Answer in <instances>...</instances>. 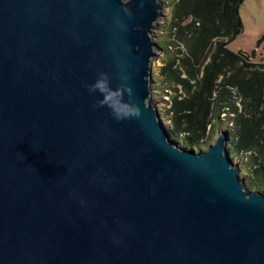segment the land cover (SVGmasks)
I'll list each match as a JSON object with an SVG mask.
<instances>
[{
    "label": "water",
    "instance_id": "95a60500",
    "mask_svg": "<svg viewBox=\"0 0 264 264\" xmlns=\"http://www.w3.org/2000/svg\"><path fill=\"white\" fill-rule=\"evenodd\" d=\"M163 0H0V264H264V192L154 97ZM101 74L139 117L90 92ZM131 89V91H128Z\"/></svg>",
    "mask_w": 264,
    "mask_h": 264
},
{
    "label": "trees",
    "instance_id": "16d2710c",
    "mask_svg": "<svg viewBox=\"0 0 264 264\" xmlns=\"http://www.w3.org/2000/svg\"><path fill=\"white\" fill-rule=\"evenodd\" d=\"M245 0H175L171 40L163 74L182 87L171 98L172 129L185 142L200 146L221 113L234 123V150L251 153L253 172H264V63L228 45L244 30L240 8ZM228 110V111H225ZM231 144V143H230ZM230 148V145H228Z\"/></svg>",
    "mask_w": 264,
    "mask_h": 264
},
{
    "label": "rangeland",
    "instance_id": "374dc122",
    "mask_svg": "<svg viewBox=\"0 0 264 264\" xmlns=\"http://www.w3.org/2000/svg\"><path fill=\"white\" fill-rule=\"evenodd\" d=\"M174 1L163 0V15L159 20L155 36L156 41L162 47V51H159V55L154 61L153 71L154 97L158 104L159 113L169 131L172 129L171 112L169 111L171 98L177 94L183 95L182 87L178 86V89L175 90V86L177 85L171 83L162 71V67L166 64L165 48L172 39L170 35V24ZM240 15L244 30L235 40L229 43L228 47L235 52L240 50L247 51L249 54L254 55L253 60L255 62L264 63V0H245L240 8ZM231 116L229 112L221 113L220 118L214 121L215 124L212 127H208L207 137L201 142L200 146L186 143L184 140L186 138L185 134L187 133H182L174 138L185 147L204 150L212 145L219 135L224 132L227 137V144L230 145L229 154L232 160L239 165V174L245 178L249 188L264 192V172L262 174L263 177H260L259 180L253 172L256 164L253 155L250 152H237L233 148L235 138L234 123L229 119Z\"/></svg>",
    "mask_w": 264,
    "mask_h": 264
},
{
    "label": "clouds",
    "instance_id": "9594fccd",
    "mask_svg": "<svg viewBox=\"0 0 264 264\" xmlns=\"http://www.w3.org/2000/svg\"><path fill=\"white\" fill-rule=\"evenodd\" d=\"M89 91L100 92L103 96V100L100 101V106H107L111 109L117 120L139 117L140 115L139 106L130 105L125 101L121 88H112L105 74H101L100 78L89 86ZM128 91H131V89H128Z\"/></svg>",
    "mask_w": 264,
    "mask_h": 264
}]
</instances>
